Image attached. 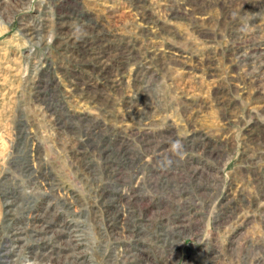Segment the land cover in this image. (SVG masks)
I'll return each mask as SVG.
<instances>
[{
	"label": "rangeland",
	"instance_id": "rangeland-1",
	"mask_svg": "<svg viewBox=\"0 0 264 264\" xmlns=\"http://www.w3.org/2000/svg\"><path fill=\"white\" fill-rule=\"evenodd\" d=\"M0 264H264V0H0Z\"/></svg>",
	"mask_w": 264,
	"mask_h": 264
},
{
	"label": "clouds",
	"instance_id": "clouds-1",
	"mask_svg": "<svg viewBox=\"0 0 264 264\" xmlns=\"http://www.w3.org/2000/svg\"><path fill=\"white\" fill-rule=\"evenodd\" d=\"M76 31L78 32V33H82V28H80L79 26L76 28ZM182 148H183V145H182V143L179 141V140H177V141H174L173 143H172V151L175 153V154H177V155H182Z\"/></svg>",
	"mask_w": 264,
	"mask_h": 264
},
{
	"label": "bare ground",
	"instance_id": "bare-ground-1",
	"mask_svg": "<svg viewBox=\"0 0 264 264\" xmlns=\"http://www.w3.org/2000/svg\"><path fill=\"white\" fill-rule=\"evenodd\" d=\"M141 116V115H140ZM84 146V145H83ZM28 166V165H27ZM51 260V257L47 259V261L49 262Z\"/></svg>",
	"mask_w": 264,
	"mask_h": 264
}]
</instances>
